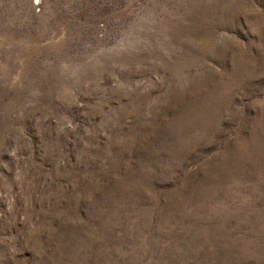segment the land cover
Masks as SVG:
<instances>
[{
  "label": "rangeland",
  "instance_id": "rangeland-1",
  "mask_svg": "<svg viewBox=\"0 0 264 264\" xmlns=\"http://www.w3.org/2000/svg\"><path fill=\"white\" fill-rule=\"evenodd\" d=\"M0 264H264V0H0Z\"/></svg>",
  "mask_w": 264,
  "mask_h": 264
}]
</instances>
